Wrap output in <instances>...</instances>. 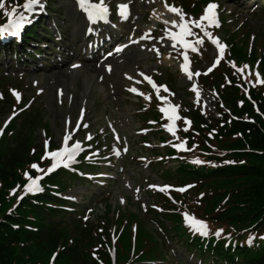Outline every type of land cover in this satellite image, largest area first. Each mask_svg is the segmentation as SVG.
I'll return each mask as SVG.
<instances>
[{"label":"rangeland","instance_id":"obj_1","mask_svg":"<svg viewBox=\"0 0 264 264\" xmlns=\"http://www.w3.org/2000/svg\"><path fill=\"white\" fill-rule=\"evenodd\" d=\"M163 6L166 1L167 4L172 5L178 0H159ZM190 6H185L186 16L189 15L191 11V6L197 0H188ZM227 1V0H226ZM104 4L111 5L112 9H116V5H120V2L131 6V12L129 15V20L125 18H118L116 20L117 28L113 23H109L108 26L111 29H116L117 34L120 36H125L129 32L130 36L124 38L118 44H129L128 50L124 54L116 56L110 66H113L112 75H105L103 72L99 75L94 74V71L90 69L87 63L81 62L82 58H87L89 54H85L84 42L90 40L89 46L92 47V43L97 41L94 37H89L83 41L85 33L90 25L85 24L84 20H87L85 14L81 13L75 4L69 0H55L52 4V8L55 10L54 18L59 25L60 34L64 36L62 46L69 49L70 53L67 57L62 55V50L56 49L55 45L49 44L48 50L45 51V57L51 58V63L48 64V69L46 72L41 73H27V75L21 74L23 77L16 76L15 74H10L9 83L4 85L9 88H18L22 94H27L28 98L32 95L36 98V103L34 102L32 108L38 109L48 120V132L49 135L53 136V143H59V138L64 129V117L66 115H71V120L74 122L77 118L78 111L81 107H86L88 111L89 120L94 128L102 127L104 134H108L113 140L114 149L119 153L121 150L117 147L118 143L114 141V138L119 137L122 140V146L124 149L131 152L133 155L136 153L144 154L147 151L142 148L144 145H139L141 140L137 134L138 119L136 117V103L138 100L134 98V92L129 91L130 88H135L134 85L140 74H145L148 76L158 75V71L161 69H166L168 67L172 68L173 79V89L177 92L176 97L171 103L172 105H178L179 108H185L186 110L202 109L206 112L207 117L213 119L221 118V109L219 104L207 94L204 90H200L192 97L187 91H190L189 86L183 82V75L180 72V65L184 62V58L181 53L188 56L189 60V71L195 72L197 70L204 71L207 68L213 66V64L219 60V54L217 48L214 44L210 42L207 37L199 32V29L192 28V31L200 36L203 40L201 45L194 46L199 51V56L208 55V59L205 61L194 62L192 59L191 49H184L180 46L178 42L172 41L168 35L165 33L167 28L169 31H178V28H174L171 24H165L161 22L157 15L154 13L158 8L157 0H103ZM219 5L222 4L225 7L226 12H224V18L227 19L228 27L235 29L236 26L242 24L244 28H251L252 38L258 40L257 47L261 50L264 49V6H261L259 10L250 9L249 5H236L234 3L228 4L225 0H216ZM261 1L259 0L258 3ZM134 3V4H133ZM255 4V3H254ZM260 5V4H259ZM258 5V6H259ZM173 6V5H172ZM182 9L179 4L176 5ZM183 11V10H182ZM117 12V11H116ZM222 12V9H221ZM155 14V15H154ZM76 16V18L73 17ZM202 14H195V18H199ZM117 18V17H116ZM178 20L179 17L174 13L171 15V20ZM50 28V33L53 37V32H55V27L50 23L48 25ZM112 30V31H113ZM207 31L212 33L211 28H207ZM147 34V38L140 39L141 36ZM131 38V39H130ZM168 38L166 42L165 39ZM219 38V36L217 37ZM186 41H193L192 36H186L184 38ZM81 42V43H80ZM218 43H220L218 41ZM64 44V45H63ZM255 44V42H254ZM166 46V47H165ZM54 49L56 52L60 53L63 57L62 60L67 61V64L63 65L59 62V58L55 59L53 56ZM165 49V50H163ZM114 51V49H113ZM157 52L159 55H157ZM58 53V54H59ZM73 57H79L77 61L69 63L70 59ZM54 61V64H52ZM57 62V63H56ZM110 64V63H108ZM74 65H80L77 71H73ZM174 67H173V66ZM16 68H14V71ZM13 72V71H12ZM0 74H4L3 66L0 67ZM125 75L126 77L125 79ZM131 78V79H130ZM1 82H8L6 78H1ZM169 81V80H167ZM22 82V83H21ZM20 85V86H19ZM7 87V88H8ZM88 90L86 96V102L82 105V96L84 89ZM137 91H143L146 96H151L152 92L147 89V87L142 84L135 88ZM136 91V92H137ZM27 98V99H28ZM73 99L72 103H69V99ZM142 102H147L145 99ZM28 106L31 105V100L26 101ZM41 130L36 129V138L41 144L43 137L40 134ZM131 145L134 148L131 149ZM121 148V147H120ZM111 152V151H110ZM124 152V151H123ZM113 152H111L112 154ZM108 155V157L111 156ZM107 157V158H108ZM120 160H113L110 163L103 164L105 177L109 178L110 175L116 177L122 167H124V173H122L117 181V184L111 187L108 196L104 199L107 205H112L113 210L111 212L114 215V220L116 221L117 215L122 214V211H126V217L131 220V213L137 214L139 209L141 212L150 206L154 202V193L160 191L162 186H171V180L162 174V172L154 171L153 167H147L146 164H139L138 162H123L121 167ZM175 168L174 164L168 163L165 165L166 168ZM117 170V174L113 175L112 171ZM110 174V175H109ZM81 194H85L83 188L77 189ZM90 196L85 201L90 207L96 209L95 217L105 214V206H93L98 202V199L94 196L91 190H89ZM86 196L83 195L82 197ZM124 199V202H121ZM122 205V206H121ZM115 207V208H114ZM126 210H123L125 209ZM108 216H106L107 218ZM94 220V216L91 219ZM152 218L148 211L143 213V216L139 217L137 222L141 223L144 227H149L154 223H151ZM158 240V237L155 234ZM171 249H174L173 264L176 263V255H183L182 239L175 241L171 244ZM167 249V248H166ZM177 249V250H176ZM156 250V249H155ZM166 251V250H165ZM165 255V254H164ZM188 264H198L197 261H193L188 258ZM162 264H168L166 262Z\"/></svg>","mask_w":264,"mask_h":264},{"label":"trees","instance_id":"obj_2","mask_svg":"<svg viewBox=\"0 0 264 264\" xmlns=\"http://www.w3.org/2000/svg\"><path fill=\"white\" fill-rule=\"evenodd\" d=\"M239 52H242L241 58H245L244 51ZM262 69L264 71V62ZM252 98L258 104V100L261 101V109L257 115L252 102L239 90L235 96L229 94L223 96L225 103L232 109L231 118L226 116L225 127L220 129L218 136L225 140L224 142L220 140L223 146L213 150L206 149L203 144L205 151L210 153V160L219 162L227 160L229 164L210 170L212 181L218 182V186L223 190L221 195L214 196V199L210 196L204 198L202 214L215 222L209 223L211 230L215 227L228 230L230 232L225 233L238 234L242 238L241 234L246 228L256 231L264 229V100L255 95H252ZM246 117L254 120V123L244 122L242 119ZM194 120H198L196 124L200 126L199 118L194 117ZM24 147L21 151L25 150ZM22 154L10 148L0 151V264H34L36 258H24L25 253L20 254V251L25 248H38L41 251L49 250L50 253L60 240H63L64 229L60 225L53 227L47 223L46 216L34 210L29 201L24 202L14 213L7 214L16 201L9 198L10 192L16 187V182L22 181V173L28 168L29 161L26 162V159L22 161L23 167L19 165ZM226 197H228L226 206H223L222 201ZM36 215L40 218L37 233L22 227L21 220H29L37 217ZM16 225L19 227L14 230ZM261 248L262 261L252 259V255H247L248 252L241 248L236 252L243 258L244 263L264 264V245ZM216 253L219 261L226 257L233 259L234 256L230 250L225 251L222 243L217 245ZM65 254L70 258H58L54 264H83L78 254L73 255L71 252ZM42 264L49 263L47 261Z\"/></svg>","mask_w":264,"mask_h":264},{"label":"snow or ice","instance_id":"obj_3","mask_svg":"<svg viewBox=\"0 0 264 264\" xmlns=\"http://www.w3.org/2000/svg\"><path fill=\"white\" fill-rule=\"evenodd\" d=\"M76 3L80 8H82L85 11L89 21H94L96 19H101V20L105 19L108 9L104 5L103 0H101L100 3H90L89 0H76ZM39 4H40V0H23L22 4L13 3L8 8H5V0H0V11H2V14L7 18V22L3 25H0V36L4 35L5 33H10L11 35H17L19 30L24 26L25 23H30L29 16L26 14H31L34 11V6H37ZM164 6L169 13H174L176 16L179 17L178 20L173 19L171 21H168V20L164 21L166 25L171 24L174 28H178V31H175V32L169 31L167 28L165 29L166 35H168L172 41L178 42L180 46L186 50L190 48L191 51L196 52L197 48L194 46V44L201 45L203 43V40L200 36H198L195 32L192 31V28L194 27L196 29H199V32L203 35V37H207L210 40V42L216 46L218 50H222L225 47L224 44L218 43L217 37L212 36V34L206 30L207 28H210L213 26L219 27V23L216 19V13H215V9L218 6L214 2H209L204 7L203 13L202 15L199 16V18H193L191 16H188L187 19H185L186 14L183 13L182 9H180L179 7L172 6L167 3H165ZM41 7L43 6L41 5ZM18 9H21V11H18ZM119 9H120L119 14L121 18H126L127 6L125 4H121L119 5ZM154 13H155V10H154ZM159 15L160 14L157 15V18H159ZM186 36H192L194 40L186 41L184 39ZM145 38H147V34L140 37V39H145ZM124 47H126V45ZM121 50L122 48L118 47L114 51L119 52ZM109 55H111V53H109ZM157 55H159L158 52H157ZM181 55L184 58V62L180 65V70L188 74L189 77H191L193 73L189 72L188 56L185 55L184 53H181ZM73 67H76V65H74ZM106 67H110V66H106ZM243 68L247 69L248 65H244ZM210 70L211 68L208 69V71ZM237 71H240V69H237ZM196 74H199V73H196ZM145 79L156 90L157 99L162 100V101H167L166 96H161L159 94L160 88H163L165 92H168L167 87L163 85L156 86L149 77H145ZM137 83H139V81H137ZM247 83L252 84V81L249 80L247 81ZM255 83L256 84L264 83V80H261L259 73H256ZM253 86L255 85L253 84ZM192 90L194 92L196 91L195 86H193ZM10 91H12L13 95L16 96L17 101H19V94L16 93L14 90H10ZM129 91L136 92L137 90L135 88H130ZM140 94L143 95V93H140ZM245 94H247V88H245ZM198 95L199 94L197 93V96ZM144 98L146 100L149 99V97L146 95L144 96ZM178 107H179L178 105L168 104L167 107H161L160 111L167 115V118L169 121H172L173 119L179 118L174 115ZM254 107H255V104H254ZM169 112L173 114L169 115ZM15 114H16L15 112L12 113L13 116ZM8 119H11V116H9ZM5 123H7V120L5 121ZM184 123L187 125L189 121L185 118ZM84 127H87V125H84ZM75 130L76 129H73L72 131H75ZM186 130L187 129L185 128V131ZM167 131L175 135L174 129L171 125L167 126ZM85 138L91 139L90 136H86ZM69 140H71V134L66 132V134L63 137V142H62L61 147L51 152L47 151L48 142L45 141L46 150H45L44 156L41 159L43 160L45 157H48L51 159V163L46 169H41L35 163L30 165V167L33 170H35L38 174L35 177H32L29 175L27 171H25L24 176L27 180V182L23 186V191L25 193L42 191V188L40 184L38 183V181H40L44 175H47L53 172L57 167H60V166L67 168L69 167V164L74 161V158L77 155V153L82 150L81 142L74 141L69 146L68 145ZM174 147L181 148L183 147V144L181 143L180 145H174ZM116 154L119 155L118 152ZM195 163H201V161L197 160L195 161ZM165 187H168V186H165ZM183 190L184 189H178V191H183ZM15 191H16L15 189L12 190V192H15ZM12 192H10V195L12 194ZM19 199L20 197H17V200ZM181 215L183 216L185 223L194 232H198L199 235H201L202 237H206L209 234L206 221L196 219L194 216H189L187 213H181ZM222 231H223L222 229H217L214 235L219 236L222 233ZM253 238H254L253 235L250 234L246 243H251ZM259 238L264 239V236H261Z\"/></svg>","mask_w":264,"mask_h":264},{"label":"bare ground","instance_id":"obj_4","mask_svg":"<svg viewBox=\"0 0 264 264\" xmlns=\"http://www.w3.org/2000/svg\"><path fill=\"white\" fill-rule=\"evenodd\" d=\"M158 2H159V0H158ZM159 10H160V9H159ZM162 11L164 12V10H162ZM159 12H160V11H159ZM159 14H161V12H160ZM73 17L76 18L75 15H73ZM121 39H122V38L119 37V38L117 39V41H120ZM89 63H92L91 67L95 69L94 71H95L96 73H98V72L101 71V64H100L99 62H97V61L91 59ZM112 63H114V62H112ZM86 93H87V90L84 91V94H83L84 97L86 96Z\"/></svg>","mask_w":264,"mask_h":264}]
</instances>
